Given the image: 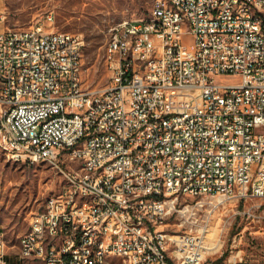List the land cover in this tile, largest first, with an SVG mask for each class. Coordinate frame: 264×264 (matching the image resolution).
Here are the masks:
<instances>
[{"label": "built area", "instance_id": "obj_1", "mask_svg": "<svg viewBox=\"0 0 264 264\" xmlns=\"http://www.w3.org/2000/svg\"><path fill=\"white\" fill-rule=\"evenodd\" d=\"M53 25L0 14V148L65 181L15 253L0 230V264H202V208L264 200V0H154L109 29L92 90L83 37Z\"/></svg>", "mask_w": 264, "mask_h": 264}, {"label": "rangeland", "instance_id": "obj_2", "mask_svg": "<svg viewBox=\"0 0 264 264\" xmlns=\"http://www.w3.org/2000/svg\"><path fill=\"white\" fill-rule=\"evenodd\" d=\"M154 0H5L2 14L9 28H28L54 17L58 31L79 34L85 41L82 52L83 88H105L110 72L103 51L109 29L124 20L147 18ZM45 26H47L45 24ZM184 43L191 46L192 40ZM65 181L45 163L29 165L11 160L0 148V230L10 252L17 251L18 239L29 228L32 214L42 210L46 200L58 194ZM190 202V200H187ZM204 206L209 228L207 250L202 264H264V200H227ZM262 204L258 210L255 206ZM170 234H182L172 218Z\"/></svg>", "mask_w": 264, "mask_h": 264}, {"label": "bare ground", "instance_id": "obj_3", "mask_svg": "<svg viewBox=\"0 0 264 264\" xmlns=\"http://www.w3.org/2000/svg\"><path fill=\"white\" fill-rule=\"evenodd\" d=\"M226 2H233V0H226ZM81 234L92 235V227H81ZM39 235H47V228H39ZM27 252L40 253V245H27ZM29 263L47 264V259L44 257H37L34 260H26V264Z\"/></svg>", "mask_w": 264, "mask_h": 264}, {"label": "crops", "instance_id": "obj_4", "mask_svg": "<svg viewBox=\"0 0 264 264\" xmlns=\"http://www.w3.org/2000/svg\"><path fill=\"white\" fill-rule=\"evenodd\" d=\"M4 7H5V0H0V14H2ZM29 264H31V263H29ZM33 264H40V263H33Z\"/></svg>", "mask_w": 264, "mask_h": 264}]
</instances>
